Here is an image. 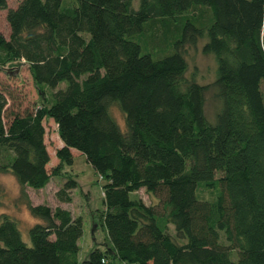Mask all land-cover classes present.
Segmentation results:
<instances>
[{
	"label": "trees",
	"instance_id": "16d2710c",
	"mask_svg": "<svg viewBox=\"0 0 264 264\" xmlns=\"http://www.w3.org/2000/svg\"><path fill=\"white\" fill-rule=\"evenodd\" d=\"M5 21L0 66L26 64L43 103L5 115L0 87V174L40 190L73 150L106 184L96 216L103 242L83 260L81 219L28 205L40 221L28 245L0 219V264H264V0H21ZM154 21L175 34L158 59L132 40ZM201 39L216 61L213 123L203 114L208 87L183 78L184 51ZM44 120L61 142L53 167ZM75 187L67 178L56 200L68 204ZM199 187L214 199L199 200ZM140 189L156 202L129 197Z\"/></svg>",
	"mask_w": 264,
	"mask_h": 264
},
{
	"label": "rangeland",
	"instance_id": "374dc122",
	"mask_svg": "<svg viewBox=\"0 0 264 264\" xmlns=\"http://www.w3.org/2000/svg\"><path fill=\"white\" fill-rule=\"evenodd\" d=\"M21 0H6L5 10H0V37L7 40L9 28L5 21L6 10L15 8ZM72 0H63L64 5H70ZM134 4L136 2L134 1ZM168 22H151L143 30V34L132 38L142 53H147L153 59L170 51L169 45L174 37V28ZM264 41V33L262 35ZM204 41L198 40L194 47H186L184 59L186 71L183 75L185 81H193L201 86H207L204 93L203 114L208 122L213 123V118L219 105L213 97L211 84L215 78L216 61L212 54H203L201 47ZM149 52V53H148ZM59 86H63L61 83ZM0 87L3 88L7 99L5 115L9 113L23 114L30 112L43 101L31 82L26 64L17 62L7 63L0 66ZM264 94V87H261ZM43 98L50 101V91L43 90ZM109 113L116 124L123 127V116L115 105H110ZM45 136L44 144L50 157V167L56 163L54 153L61 147L55 126L50 120L43 121ZM72 164L61 168L58 176L52 177L46 186L40 190H32L27 187H20L9 173L0 174V219L7 217L13 220L20 231L21 240L29 244L27 229L35 223L40 222L32 217L27 206L45 205L50 209L60 207L68 210L74 218H80L82 233L78 239V261L83 260L92 246L103 242V235L98 227L97 214L103 211L102 188L106 184L105 179L100 178L86 163L84 157L76 151L70 152ZM67 178L75 182L76 187L71 190V201L68 204L60 203L55 198V192L61 188ZM215 192L199 187L197 198L199 200L211 201ZM130 198L138 199L145 205L154 204L156 200L147 194L143 189L131 193ZM168 232L173 235V228L168 226ZM219 243L227 245L220 235ZM229 259L234 262L236 253L232 252Z\"/></svg>",
	"mask_w": 264,
	"mask_h": 264
}]
</instances>
